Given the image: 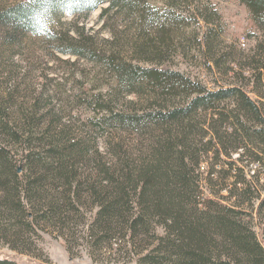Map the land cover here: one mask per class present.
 I'll return each mask as SVG.
<instances>
[{
    "label": "trees",
    "instance_id": "16d2710c",
    "mask_svg": "<svg viewBox=\"0 0 264 264\" xmlns=\"http://www.w3.org/2000/svg\"><path fill=\"white\" fill-rule=\"evenodd\" d=\"M238 1L264 34V0ZM98 8L101 26L87 27ZM209 8L0 2L4 244L29 253L39 230L102 262L264 264V38L246 54L230 47ZM31 36L67 69L81 59L97 69L92 89L69 71L78 88L69 103L92 113L83 121L62 114L48 89L25 93L16 58ZM177 57H199L214 85L175 68Z\"/></svg>",
    "mask_w": 264,
    "mask_h": 264
},
{
    "label": "rangeland",
    "instance_id": "374dc122",
    "mask_svg": "<svg viewBox=\"0 0 264 264\" xmlns=\"http://www.w3.org/2000/svg\"><path fill=\"white\" fill-rule=\"evenodd\" d=\"M12 1L14 0H0L2 3H10ZM204 2L209 3L210 10L213 9L219 14L220 23L222 24V38H224V42L230 47L241 49L243 50L242 52L246 54L258 41L264 38V34L252 24L245 5L241 4L238 0H204ZM99 13L100 9L98 8L84 18L87 27L91 26L97 29L101 26ZM69 18L70 17L67 16L64 19L68 20ZM201 23L202 22H200V24ZM199 27L200 25L196 27V30ZM105 34L106 33H104V35ZM25 41L27 42V47L29 46L31 50H25L22 58H16L20 64H23L22 66L25 65L27 68V73L24 74L26 83L24 88L25 93L31 91L37 93L42 89H48L59 111L62 114L65 113L67 117L69 116L70 119L72 118L74 121L76 119L78 120V118L80 121H83L88 117L87 115L92 114L90 109L85 107V105L74 104L72 107L71 105L73 102L69 103L71 99L73 100L78 90L77 84L70 80L69 71L75 69L73 70L75 72V78L82 81L85 88L92 89L94 85H97L94 81L97 69L83 59L78 60V62H75L74 66L67 69L64 63L56 61L48 51L43 50L40 38L31 36ZM26 56H29L27 57L29 63L26 60L24 62V57ZM59 57L63 60H75L73 56L69 57L60 54ZM200 61L201 59L199 57L196 59L191 57L189 59L177 57L174 67L183 71L185 70L192 75L200 76L208 86L212 87L214 84L210 81L207 69L199 64ZM26 63L29 65H26ZM214 71H216L215 68L213 69V72ZM46 76L50 77L52 80L46 81ZM44 82L46 83L44 84ZM57 82L61 84L58 85ZM33 88L35 89L33 90ZM107 88L108 87L105 85V87H101L99 91L101 90L102 93H106ZM95 91H97V89ZM128 98L132 97L130 96ZM203 193L204 196L207 195L205 190H203ZM32 239L34 240V246L29 253L13 250L0 240V257L13 259L19 264H135L133 261L128 262L125 260L120 262L93 260L87 251L80 246L73 248L69 253L62 244L61 238L56 237V233L51 231L43 232L38 230L37 235H32Z\"/></svg>",
    "mask_w": 264,
    "mask_h": 264
},
{
    "label": "clouds",
    "instance_id": "9594fccd",
    "mask_svg": "<svg viewBox=\"0 0 264 264\" xmlns=\"http://www.w3.org/2000/svg\"><path fill=\"white\" fill-rule=\"evenodd\" d=\"M67 15V14H66ZM73 15H76V13H73Z\"/></svg>",
    "mask_w": 264,
    "mask_h": 264
}]
</instances>
